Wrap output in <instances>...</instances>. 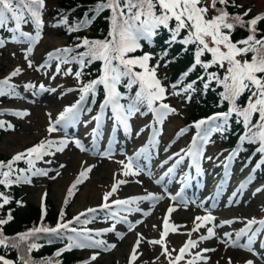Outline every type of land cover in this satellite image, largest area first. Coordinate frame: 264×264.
Masks as SVG:
<instances>
[{
    "label": "snow or ice",
    "instance_id": "1",
    "mask_svg": "<svg viewBox=\"0 0 264 264\" xmlns=\"http://www.w3.org/2000/svg\"><path fill=\"white\" fill-rule=\"evenodd\" d=\"M221 5V7H217ZM229 0H211L208 4L207 0H99L94 7L89 11L99 15L105 10L110 11L109 22L110 28L108 35L105 39H88L83 38L76 48L83 47V52H76L73 48L64 47L54 49L47 53V58L44 64H41L37 70L41 68L50 67L51 61H57L56 73L61 71L62 64L76 63L79 65L78 71L74 73L75 78L79 81L83 75V69L90 66L94 62H101L100 74L96 79L82 84L79 89H68L67 91L80 92L79 99L72 105L66 106L58 117L50 123L47 131L49 133L66 129L69 126L76 124L82 113L83 104L89 96L93 99L96 96L97 90L102 86L104 98L100 104L99 112L92 117L96 122V128L93 129L94 136L98 133L102 121L106 116L107 110L111 111V119L113 120V131L117 127H122L126 133L131 132L130 120L137 113H141L142 109L147 114L150 112L153 115L155 124L162 125L164 120L172 114H177V110L164 101L167 99L168 89L164 86L161 79L158 78L157 70L160 67L159 62L155 65H150L153 56L144 52L143 55H133L138 50H142V41H151L153 37L158 35L161 28L167 29L170 32V41L174 43L180 36L181 31H186L187 35L184 36L179 42L183 45H195L196 51L194 55V63L191 68L182 74V78H186L191 71H194L197 66H200L205 75L198 79L203 81V88L208 89L212 83L222 87L220 92L221 102L226 101L229 108L226 112H217L206 119L195 121L189 127L197 129L196 134L192 137L191 143L187 148L181 149L179 152L174 153L168 157L163 163L168 164L169 161H174L164 174L156 180L157 184H161L165 178L171 179L178 166L188 160V167L195 169L196 174L199 176L203 172L202 163L205 159V151L207 145L211 142L210 138L213 133H223L229 126V120L233 114L237 117V123H242L244 133L239 137L240 144L252 143L258 144L256 151L260 153L261 159L256 164V168L264 165V35L258 37L257 24L259 21L264 20V14L256 15L255 17L245 20L244 17L248 16L251 9L246 10L241 14H230L227 11ZM231 6H237L234 3ZM45 8V0H0V29H6L12 33L11 40L13 42H27L29 47L25 53V59L28 62V67L31 68L32 61L28 59L33 51V45L42 39V31L44 21L42 19L43 10ZM210 9L215 12L209 18ZM95 17H93L94 19ZM14 24V27H9V24ZM31 23L34 25L35 34L22 31V25ZM91 20L88 19V13H85V18L75 25H69L66 15L61 14L58 22L53 27L61 25L66 26L68 32L79 31L81 28L88 26ZM174 24V26H173ZM239 26L246 28L248 35L245 38L234 41L232 33L235 28ZM5 41L0 39V47L4 46ZM208 53L211 59L203 61L201 57ZM250 54V59L248 58ZM223 69L224 74L221 76L218 71H208L212 67ZM22 69H14L9 76L0 80V96L17 95L15 87L10 84L12 77L21 73ZM72 74L69 68L65 75ZM206 76V79H205ZM55 79V76L52 77ZM196 81L188 83L183 88L180 87L182 79L171 85V95L180 96L185 93L194 91ZM123 87L127 92H122L120 89ZM136 89L134 94L133 89ZM25 89H35L34 95L44 92H55V88H48L44 84L37 86L35 84H26ZM248 92L250 95L244 106L238 103L240 97ZM190 99V96L188 97ZM123 101V102H122ZM91 112V109H88ZM4 113L0 112V115ZM10 114L24 117L29 115L28 112H12ZM50 115V114H49ZM258 118L253 122V118ZM60 126V127H57ZM14 126L7 124V129H12ZM0 128H5V122L0 121ZM6 129V130H7ZM143 131V129H141ZM158 129H153L152 136L149 137V142L137 150L132 156L128 157L127 163L120 161L123 165L124 176L139 175L142 171H146L145 166L140 164V160L148 161L151 157V151L159 143L157 139ZM188 131V128H183L177 133L180 136ZM140 133L138 132L137 135ZM75 146L82 151L86 150L84 145L79 139L73 141ZM68 138L56 140H41L38 144L27 148L23 152L16 153L11 159L0 160V185L5 188L14 184L31 183L33 176H47L51 169L37 168L36 162L43 160L45 156L54 155L55 152H62L68 145ZM55 148V152L52 149ZM241 149L238 147L230 153L226 158L225 169L227 170L230 162L238 155ZM111 148L106 150L102 155L109 156ZM211 160L212 157H207ZM24 161L27 168H16L18 162ZM51 163V161H46ZM64 167V165H61ZM91 171V167L82 170L76 181L71 185L68 190V197L74 194V189L77 185L82 183L87 178V174ZM30 173V175H29ZM149 176L152 175L150 170H147ZM59 175V173H57ZM55 178V177H52ZM191 179L190 175L185 174L181 178L182 187L175 195L168 194V197L173 202H178L187 206L186 201L182 195L186 182ZM251 177L247 181L239 184L237 190L233 193V197L237 193L242 192L247 184L251 182ZM127 181L119 180L112 185L111 191L106 192L103 196L104 203L99 208L100 210H107L109 218L117 222L124 221L129 224V231L132 230L134 225L127 221L126 216H122L121 212L131 213L132 211H142L139 207H131L140 201H150L153 206L156 202L164 199L161 195L148 193L144 196L130 197L128 199H117L108 203L111 197L120 184ZM223 186V182L219 187ZM167 191V189H165ZM264 191V187L256 189V192ZM42 197L41 204V224L28 229L26 232L17 233L14 236H8L4 233L3 225L8 224L13 220L12 212L9 210L6 218H0V247L4 249H14L17 252V259L13 261L7 259L4 255H0V264H61V261L56 260L53 262L50 258H43L39 262L35 261L31 253L34 250L42 247L41 244L36 243L41 238L40 234L47 237L49 244L56 240L67 239L65 247L58 249L54 255L60 257L62 253L71 251L73 249L94 248L110 251L115 248V244H108L102 239H96L91 231L85 228H77L74 224H87L92 216L88 218V214H95L98 212L97 208H88L78 215L74 216L71 220H65V212L63 209L59 214L58 221L54 227L46 226L43 224L44 209ZM0 209L8 205L12 198L0 191ZM18 206H23L22 201L16 202ZM68 199H65V204ZM231 203V200L230 202ZM113 205L116 208L113 210ZM203 207V203L199 205ZM176 207L170 205L167 209V214L163 217V230L160 232V238L149 240L148 243L152 245H160L162 247L161 255H163L168 264H180L185 259V255H191V259L186 261V264H207L210 257L204 255L208 252L216 251L215 248H203L200 251L192 253L190 250L197 248L199 242L210 240L216 237L215 227H222L224 224H231L234 221H222L219 225L207 228V234L199 236L198 240L189 238L183 246L178 250V253L173 257L172 252L175 249L169 250L166 246V237L169 232H176L178 225L169 222L172 212L176 211ZM150 213L145 212L144 215ZM81 217H86L82 220ZM214 217L209 212L204 216H196L194 218V227L187 233L191 237L192 232H197L201 227L214 221ZM258 227L253 230V226ZM153 227H156L153 225ZM115 224L105 231H114ZM264 231V220H256L252 218L247 220L245 227L241 228L235 233H224V238L220 239L221 243H225L229 247H239L246 251L255 253L253 244L255 243L259 234ZM71 233V235H68ZM101 233L97 232L96 236ZM118 238L123 239V234L118 233ZM137 241L132 248L129 258V264H134L137 260V249L143 239L141 234H137ZM246 237V242L241 244L240 241ZM264 247V244H262ZM98 253L93 254L88 261H83L81 264H91V261L97 259ZM159 259V257H157ZM228 264H232L229 258ZM245 264H253V261L248 260Z\"/></svg>",
    "mask_w": 264,
    "mask_h": 264
},
{
    "label": "rangeland",
    "instance_id": "2",
    "mask_svg": "<svg viewBox=\"0 0 264 264\" xmlns=\"http://www.w3.org/2000/svg\"><path fill=\"white\" fill-rule=\"evenodd\" d=\"M57 3L58 0H45V7L51 10ZM239 3L245 6L244 12L251 9L248 14L250 18L255 14L264 12V0H240ZM43 21L45 29L42 31V39L32 46L33 51L28 57L32 61L33 66L31 68L28 67V62L25 59V53L29 47L26 46V42H13L11 37H7L4 46L0 47V78L9 76L16 68L22 69L19 75L12 77L10 80V84L15 87V92L17 93V95H11L15 101L0 108V112L4 113L0 115V121H4L5 126L7 124L14 126L12 129H9V132L0 141V156L4 159H11L16 153L23 152L46 138H52L56 141L64 138H68L69 140L68 145L62 152H55V149H52L55 152L54 155L45 156L43 160L36 162L37 168L51 169L47 176H33L31 177V183L19 184V186H24L21 187V193L25 197V203L31 206H38L42 203V197L46 194L44 200L46 199L52 203V206L56 210H62L65 199L68 198L69 188L76 181L79 173L89 167H91V171L87 174V178L77 185V192L71 196L69 213L72 216H76L88 208H99L104 203V194L111 191L112 185L119 180L127 182L118 186L117 191L109 197L108 203H111V200L144 196L148 193L156 195H165L166 192L173 193L175 190L174 186H170L169 188L165 186L160 187L155 182V176L158 174L155 171V166L159 162H163L164 159L158 153L160 147L158 148V152H153L152 154L153 164L151 166L143 164L146 171H142L139 175L130 174L124 176L122 174L124 169L123 165L119 162L124 161L127 163V157H131L132 151L136 147L146 143V122L149 118H145L140 114L139 119L136 118V115L132 117L130 123L133 132L126 133L119 130L118 150L110 157H100L98 154L92 156L88 150V136H83L84 130L88 129V125L82 122L84 119L60 131L52 133L47 131L50 117L54 121L66 106H70L72 99L76 97V92L67 91L74 88L70 84L68 75H65V72L68 70L65 64L60 66L61 71L58 74L55 70L57 61H52L51 67L37 70L41 64L45 63L49 51L63 47L65 43L64 39L54 34L49 17L45 16ZM10 34L12 36V33ZM160 72H163V68ZM53 76H55V79L52 78ZM28 83L35 84L37 89L40 84H44L48 88H55L56 91L34 95L35 89H25V85ZM166 87L168 89L167 85ZM171 92L172 90L169 89L168 94L171 95ZM171 97L170 103L177 110V114L169 115L164 120L163 132L160 135L162 140L159 142H166L174 138L176 140L173 143L175 153L182 149L184 143H186L185 139L188 133L180 136H177V133L186 124L184 120L188 115L190 107H185L179 96L171 95ZM18 110L26 111L29 115L23 118H12L13 114L10 113ZM88 132L89 130L86 133ZM138 132L140 133L139 135H137ZM75 139H82L86 150L82 151L76 147L73 142ZM218 150V137L215 136L207 145L205 152L208 157H212L211 160H207V169L211 173L210 179H212V173L220 170L219 164L221 159H219L218 154L215 155ZM170 153H173V151ZM158 159L160 160L158 161ZM46 161H51V163H46ZM61 165H64V167H61ZM245 165L243 163L238 166V169L235 165L232 172L234 174L237 172L241 176L244 173L251 174L252 169H249ZM242 169L243 171H241ZM147 170L151 171V176L147 174ZM258 187V185L249 189L246 187L242 192L237 193L235 197H233L234 192H228L227 198L212 210L207 209V203L205 202L203 207H200V204L196 203L192 206L179 209L180 211L177 209L176 212L171 213L169 218L170 223H187L184 230L181 231L178 228L176 232H172L166 238L168 249L170 251L176 250L172 252V255L178 253V250L186 242V239L206 235L208 227L219 225L222 221H234L231 224H224L222 227H215L216 237L200 242L197 248L192 249V251H200L203 248H215L216 251L204 254L210 257L207 264H228L229 258H231L232 264H245L248 260L253 261V264H264V255H262L264 251H258L257 242L253 244L256 254L243 248L229 247L225 243L220 242V239L224 238V233H233V239H235V233L245 226L247 220L252 218L257 220L264 215V191H253ZM206 191L204 192L206 193ZM230 200L231 203H229ZM166 205V199L156 202L154 206L150 201L138 202L137 207L142 211L133 213L134 219L138 220L139 223L132 231H127L120 224H111L107 219L103 224L98 225L97 227H106V225L113 226L115 224V230L109 233L105 231L103 234L105 236L102 237V240L108 244H115L116 247L104 252V254H98L97 259L91 263L129 264L130 254L135 245L133 242L137 240V234L139 233L143 239L137 249L135 264H168V261L161 255L162 248H160V245L148 243L149 240L160 238V232L163 230V217L165 216L164 207ZM169 206L167 205V207ZM24 210V206L19 207V212H23ZM145 212L150 214L144 215ZM209 212L215 218L214 221L201 227L199 231L192 232L191 237H189L187 233L194 227V218L196 216L207 215ZM153 225L156 227H153ZM118 233L123 234V239L118 238ZM246 239V237H243L240 243H245ZM95 253L96 251L91 249L86 253V257L89 255L91 257ZM200 264H203V262Z\"/></svg>",
    "mask_w": 264,
    "mask_h": 264
},
{
    "label": "trees",
    "instance_id": "3",
    "mask_svg": "<svg viewBox=\"0 0 264 264\" xmlns=\"http://www.w3.org/2000/svg\"><path fill=\"white\" fill-rule=\"evenodd\" d=\"M240 0H229V5L227 7V11L230 14H243L245 6L239 3ZM99 0H58L57 5L54 8H44L43 15L48 16L51 25L53 27L61 17V14H64L68 18L69 25H75L77 22L83 20L85 18V13H88V19L91 20V23L81 28L79 31L68 32L66 26L61 25L59 27H53L54 34L56 36L65 40L64 47H69L75 49L72 55H75L76 52H83L85 49L83 47L76 48V45L82 41L83 38L92 39H105L108 35L110 22L109 16L110 11L105 10L101 12L99 15L89 11L90 8L94 7ZM207 3L210 4L211 0H207ZM237 6H231L232 4ZM217 7H221V5H217ZM215 15V12L210 9L209 18ZM93 17H95L93 19ZM252 18V17H251ZM249 16L244 17L245 20L251 19ZM11 26V23L9 24ZM174 26V24H173ZM258 29V37L260 35H264V20L259 21L257 24ZM7 31L5 29H0V36L5 38ZM248 31L246 28H241L237 26L232 33V39L234 41L239 40L241 38H245L248 35ZM186 31H181L180 36L177 38V41L174 43L170 41V32L167 29L161 28L159 30L158 35L152 38L151 41H142L143 48L142 50H138L133 55H143L144 52H148L153 56V59L150 61V65H155L157 62L160 63V67L157 70L158 78L161 79L164 85L168 86V90L171 89V85L176 83L178 80L182 79L181 88L186 86L188 83L192 81H196L194 85V91L189 93H185L180 95V100H182V104L185 107H190L187 117L185 118L186 125L189 128V132L193 131L195 127H189L193 125L195 121L200 119H206L209 116L214 115L217 112H226L229 108V104L224 101L221 102L220 92L223 90L222 87L217 86L215 83H212L208 89L203 88V81L198 78L204 76V70L197 66L194 71H191L186 78H181L182 74L187 72L192 64L194 63V55L196 51L195 45H183L179 41L186 36ZM250 59V54L249 57ZM201 59L203 61H208L211 59V55L205 53ZM72 65V74H69L70 84L77 89L81 87L82 84H86L89 81L96 79L100 74L101 62L97 61L92 63L90 66L83 69V75L79 79V81L75 78L74 73L79 69V65L76 63H71ZM163 68V72L160 70ZM208 71H218L221 76L224 74L223 69H218V67H212ZM161 73V74H160ZM163 74V75H162ZM206 79V76H205ZM122 92H127L126 89L121 87ZM135 88L132 90L133 94L135 92ZM76 97L80 96V92L78 90ZM250 93L245 92L238 103L241 106H244L247 97ZM190 96V99L188 98ZM104 93L102 86L98 88L96 96L94 98L95 102H103ZM87 99H93L92 96H89ZM172 99L171 95H167V99L164 101L168 103L170 106V100ZM14 101L10 97V95L6 94L4 96H0V107L10 104ZM123 102V101H122ZM146 109H142L141 113L146 112ZM138 113L145 118H152L153 115L148 112L147 114ZM258 118L254 117L253 122ZM0 128V141L3 137L9 132V129ZM244 133L242 123H237V117L235 114L229 120V126L227 130L223 133H213L214 136L218 137V147L220 151L225 149H233L239 147L241 150L238 155L235 156V162H243L247 161L249 163H253L257 158H261L260 153L256 151L258 144L252 143H244L240 144L239 137ZM214 138V137H213ZM0 160H4L5 162L9 160L8 158L4 159L0 156ZM16 168H27V164L24 161L18 162L14 165ZM258 176L264 177V165H262L258 169ZM21 187L19 184L11 185L8 188H5L3 185H0V191L4 192L6 195H9L12 200L8 205H5L2 209H0V218H6L9 210L12 212L13 220L8 224L3 225L4 233L8 236H14L17 233L26 232L28 229L39 226L41 224V204L38 206H31L25 203V197L21 193ZM74 194L77 192L78 188L74 189ZM68 203L62 207L65 212V220H71L74 216L69 213V207L71 206V197L67 198ZM17 201H22L25 210L23 212H19V207L17 205ZM2 203V200H0ZM44 209L46 211V215H44L43 224L46 226L54 227L58 221L59 214L61 210H56L52 206V203L47 201L46 199L43 201ZM94 216V219H90V222L87 224H74L72 226L77 228H86L89 229L91 227H97L98 225L103 224L106 221L105 214L101 212H97L95 214H88V218ZM82 220L86 219V217H81ZM71 235V233H68ZM41 238L36 241V243L41 244L37 250H34L31 253L32 258L39 262L43 258H50L55 262L56 260L61 261V264H81V262L85 261L88 257H86V253H88L85 249H73L71 251H67L62 253L60 257H56L54 253L60 249L65 247L67 244V239L61 241L56 240L53 243L49 244L47 242V237L44 234H40ZM0 255H4L7 259H11L16 261L17 252L14 249H4L0 247ZM83 255V256H81ZM92 262V261H91ZM92 264V263H91Z\"/></svg>",
    "mask_w": 264,
    "mask_h": 264
},
{
    "label": "bare ground",
    "instance_id": "4",
    "mask_svg": "<svg viewBox=\"0 0 264 264\" xmlns=\"http://www.w3.org/2000/svg\"><path fill=\"white\" fill-rule=\"evenodd\" d=\"M176 217V216H175Z\"/></svg>",
    "mask_w": 264,
    "mask_h": 264
}]
</instances>
